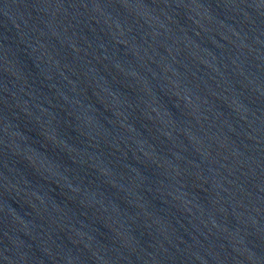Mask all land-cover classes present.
Masks as SVG:
<instances>
[{
	"label": "water",
	"instance_id": "obj_1",
	"mask_svg": "<svg viewBox=\"0 0 264 264\" xmlns=\"http://www.w3.org/2000/svg\"><path fill=\"white\" fill-rule=\"evenodd\" d=\"M0 264H264V0H0Z\"/></svg>",
	"mask_w": 264,
	"mask_h": 264
}]
</instances>
